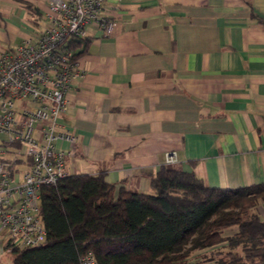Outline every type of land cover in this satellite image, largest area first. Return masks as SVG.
<instances>
[{
  "label": "crops",
  "instance_id": "1",
  "mask_svg": "<svg viewBox=\"0 0 264 264\" xmlns=\"http://www.w3.org/2000/svg\"><path fill=\"white\" fill-rule=\"evenodd\" d=\"M48 2L0 0V52L35 33ZM107 8L114 31L87 27L77 57L85 73L60 118L77 138L61 143L67 174L103 173L140 193L153 192L164 165L213 188L264 184V0H108ZM172 150L179 161L166 164ZM258 210L264 219V199Z\"/></svg>",
  "mask_w": 264,
  "mask_h": 264
},
{
  "label": "trees",
  "instance_id": "2",
  "mask_svg": "<svg viewBox=\"0 0 264 264\" xmlns=\"http://www.w3.org/2000/svg\"><path fill=\"white\" fill-rule=\"evenodd\" d=\"M70 44L78 57L83 40ZM152 193L119 189L105 175H67L41 189L47 240L20 248L13 264H264V184L213 188L193 172L167 165Z\"/></svg>",
  "mask_w": 264,
  "mask_h": 264
},
{
  "label": "built area",
  "instance_id": "3",
  "mask_svg": "<svg viewBox=\"0 0 264 264\" xmlns=\"http://www.w3.org/2000/svg\"><path fill=\"white\" fill-rule=\"evenodd\" d=\"M108 0H49L45 21L33 35L0 52V233L20 248L47 240L41 189L66 177V157L76 135L61 121L68 93L85 69L70 44L87 27L111 36ZM179 161L175 150L165 163ZM80 264H98L93 254Z\"/></svg>",
  "mask_w": 264,
  "mask_h": 264
},
{
  "label": "rangeland",
  "instance_id": "4",
  "mask_svg": "<svg viewBox=\"0 0 264 264\" xmlns=\"http://www.w3.org/2000/svg\"><path fill=\"white\" fill-rule=\"evenodd\" d=\"M0 235H3L2 237H6V239L8 238L6 236V234H1ZM2 264H13V258H12V255L9 253V252H5L3 257H2V261H1ZM203 264H210V263H203Z\"/></svg>",
  "mask_w": 264,
  "mask_h": 264
}]
</instances>
